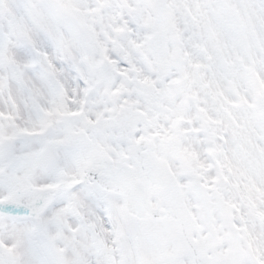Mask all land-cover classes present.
Instances as JSON below:
<instances>
[{"label":"snow or ice","instance_id":"1","mask_svg":"<svg viewBox=\"0 0 264 264\" xmlns=\"http://www.w3.org/2000/svg\"><path fill=\"white\" fill-rule=\"evenodd\" d=\"M0 264H264V0H0Z\"/></svg>","mask_w":264,"mask_h":264}]
</instances>
